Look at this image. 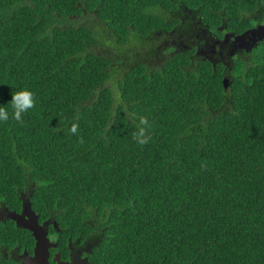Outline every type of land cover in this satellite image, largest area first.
Returning <instances> with one entry per match:
<instances>
[{
  "label": "trees",
  "instance_id": "16d2710c",
  "mask_svg": "<svg viewBox=\"0 0 264 264\" xmlns=\"http://www.w3.org/2000/svg\"><path fill=\"white\" fill-rule=\"evenodd\" d=\"M263 5L0 0V105L35 97L22 123H0V244L32 249L1 215L29 200L89 264H264V44L227 65L161 45L171 31L198 42L200 26L239 34Z\"/></svg>",
  "mask_w": 264,
  "mask_h": 264
},
{
  "label": "flooded vegetation",
  "instance_id": "af4514ba",
  "mask_svg": "<svg viewBox=\"0 0 264 264\" xmlns=\"http://www.w3.org/2000/svg\"><path fill=\"white\" fill-rule=\"evenodd\" d=\"M259 11L261 12V17L253 18L252 25L239 34L228 32L222 27L216 28L218 32H221V34L216 32L209 33L207 32L206 27L200 26L199 31L201 34H196V38H199L198 42L185 38V36L189 35L188 32H185V34L174 35L175 32L171 31L168 32L167 35L164 34L167 36V40H163L161 45L165 47L171 46L174 48L181 47L184 50H191L194 48L195 54L197 53L201 55L203 53V56L209 58L213 63L221 62V65H227L231 62V59L234 60L243 57L245 54H250L254 48L258 47L259 44H264V37L261 40H258V38L255 39V36H257L256 34L253 41H250L249 43H247V39L251 36L250 34L245 35L242 39L235 40L237 36L241 35L245 31H250L264 26V5L260 7ZM237 55L238 57H236ZM4 218L7 219L6 217ZM49 241L55 244V247H51L48 250L47 264H89L86 255L87 253L83 252L84 249L82 247H73L70 242L68 245L61 246L58 245L59 241L53 239L52 237ZM3 244L4 243L0 244V264H7L8 259L14 258H16L18 264H23L22 255L24 253L26 257H31L33 255L34 245L31 250L23 249L19 252L17 249V253L13 249H8L7 245L2 246Z\"/></svg>",
  "mask_w": 264,
  "mask_h": 264
},
{
  "label": "water",
  "instance_id": "95a60500",
  "mask_svg": "<svg viewBox=\"0 0 264 264\" xmlns=\"http://www.w3.org/2000/svg\"><path fill=\"white\" fill-rule=\"evenodd\" d=\"M251 35L247 40L249 43L253 41L255 34V39L261 40L264 37V26L250 31H245L241 35L237 36L235 40L244 38L245 35ZM237 42V41H235ZM245 48V47H240ZM227 80L224 79L223 83L226 86ZM7 219L13 221L16 227L25 229L30 232L34 239L33 255L31 257H26L25 253L22 255L23 264H47L48 250L51 247H55V244L51 243L47 238V223L39 224L38 215L31 209V203L29 200H24L22 203V209L19 213L14 211H7ZM54 223V227H55Z\"/></svg>",
  "mask_w": 264,
  "mask_h": 264
},
{
  "label": "clouds",
  "instance_id": "9594fccd",
  "mask_svg": "<svg viewBox=\"0 0 264 264\" xmlns=\"http://www.w3.org/2000/svg\"><path fill=\"white\" fill-rule=\"evenodd\" d=\"M11 113L8 111L7 107L0 105V123L7 122L9 119H13L18 123L23 122V117L29 110L35 106V97L30 90H21L15 92L12 95L11 101ZM150 125L147 117H140L139 122L136 128V131L133 134V140L139 145H145L150 140V134L148 132ZM78 129L77 124H72L69 129V132L76 134Z\"/></svg>",
  "mask_w": 264,
  "mask_h": 264
},
{
  "label": "rangeland",
  "instance_id": "374dc122",
  "mask_svg": "<svg viewBox=\"0 0 264 264\" xmlns=\"http://www.w3.org/2000/svg\"><path fill=\"white\" fill-rule=\"evenodd\" d=\"M108 48H109L110 52H106L102 44H98V47H97V45L94 46L95 51L100 52L99 54H102L103 56H106L110 59H114V56H115L113 54L114 52H118L119 49H122L124 51V53L126 54L125 55L126 58L123 57V59L124 58L125 59L123 60L122 66H124L125 64L130 63V62H135L136 59H138V58H140V59L137 61H140V62L144 61L142 58L143 57L142 54H137V52L135 50L129 49V47H124V46H122V47L118 46L117 47V46L112 45V46H108ZM130 48H133V47H130ZM201 55H203V53ZM119 56H120V54H119ZM153 59H155V58H153ZM158 59H155L154 61L156 62V61H158ZM7 211H8V209H1V215L3 214V216L6 217Z\"/></svg>",
  "mask_w": 264,
  "mask_h": 264
}]
</instances>
